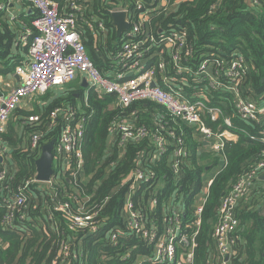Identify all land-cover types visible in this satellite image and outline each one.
<instances>
[{"label": "built area", "instance_id": "built-area-1", "mask_svg": "<svg viewBox=\"0 0 264 264\" xmlns=\"http://www.w3.org/2000/svg\"><path fill=\"white\" fill-rule=\"evenodd\" d=\"M81 1L84 6L73 3L72 12L60 14L56 2L52 0H0V12L13 3L25 2L38 13L32 22L35 34L27 42L29 59L14 69L19 83L0 96V134L26 98L41 96L51 88L76 81L80 76L87 84L86 89L115 95L119 107L127 108L144 100L163 107L176 125L193 128L202 143L197 147V153H210L224 165V146L227 142H236L237 135L232 130L231 119L222 110L225 103L220 102L218 106L209 104V100L218 99V90H224L241 120L258 123L264 117V93L258 100L243 96L242 85L248 71L242 55L234 51L223 57L216 50L197 57L185 33L177 29L159 30V35L154 36L147 29L148 24L154 16L161 15L172 6L170 0H118L116 8L109 13L112 31L116 33L112 25V15L115 13L124 14V23L128 28L117 36L118 44L109 56L112 66L119 68V71L103 76L90 61L82 40L79 21L82 20L83 8L90 0ZM89 20L84 24L95 43L98 35L103 38L108 35L105 22L97 17ZM167 26L169 28L171 24ZM192 82L198 85L188 90L186 86ZM84 106L88 108L87 102ZM79 107L61 105L49 113L47 129L58 128L59 131L53 149L56 172L48 182H44L50 188L60 175L66 173V179L75 184L83 180L80 143L86 118L81 115ZM40 121V116L27 118L31 124L39 125ZM153 121H156L153 132L136 126L134 114L130 115V119L114 120L110 125V139L106 147L109 157L112 150H117L122 158L128 145L144 143L145 147L138 152L131 170L119 185L126 187L119 209L120 226L110 230L108 238L112 244L117 243V238L128 236L142 242L146 251L137 252L129 264H194L203 205L218 169L202 175V186L194 195L192 215L188 221H184L183 196L177 192L165 198L157 211L156 187L159 178L153 166L164 157L176 185L184 171L190 168L191 154L161 116ZM41 133L32 134V150L38 148ZM171 141L172 148L168 150ZM261 141L264 144V138ZM4 151L0 150V159ZM203 162L206 165L209 160ZM116 165L117 160L110 161L108 167L111 169ZM8 176L6 169L0 172V183ZM35 177L20 187L19 192L12 196V201L3 200L8 211L3 219L5 229L12 227L16 209L26 200L23 191L28 184L37 182ZM254 188L264 191V158L253 163L221 199L205 264H231L230 259L236 256L239 243L236 207ZM140 190L142 192L136 197ZM83 206L72 212L68 202H59L53 209L64 215L70 229H85L94 233L101 222L107 221L98 218L102 206L95 203L88 210H84ZM138 248V244L133 243L127 252ZM69 250L67 245H62L51 264L64 262L70 256ZM129 256L124 255L122 260H128ZM225 256H228V261H225ZM72 258H76V255Z\"/></svg>", "mask_w": 264, "mask_h": 264}, {"label": "trees", "instance_id": "trees-1", "mask_svg": "<svg viewBox=\"0 0 264 264\" xmlns=\"http://www.w3.org/2000/svg\"><path fill=\"white\" fill-rule=\"evenodd\" d=\"M52 1L56 2L60 14L72 12L73 3L77 5L83 3L81 0ZM117 2L118 0H90L87 7L83 8L82 20L79 21L82 40L90 61L103 76H107L109 72L119 71V68L112 66L113 62L109 59L118 44V37L112 31L109 15L110 10L116 8ZM170 3L172 6L167 11L151 19L147 29L157 36L159 30L168 31L167 25L171 24L174 29L185 33L186 40L194 48L197 57L216 50L218 55L227 57L237 51L244 58L248 71L242 85L243 96L258 100L264 93V0H170ZM23 5L29 6L25 2ZM37 16V11L32 9L26 18L25 15L21 19L18 18L23 25L31 29L32 37L35 34L32 22ZM77 17L80 18L78 15ZM91 17H97L99 21L105 22L108 29V35L105 38L98 35L96 43L84 24V21L90 22ZM93 26L96 28V23L93 22ZM22 28V24L17 22L16 31ZM9 30L7 21L0 16V76L6 72H14L15 67L21 62L12 54L15 34ZM164 56L166 58V55ZM197 85L192 82L186 87L189 90ZM84 90L85 98L84 95L81 96ZM84 90L74 81L65 86L61 95H56L50 100H48L50 90L41 95L40 100L44 103L40 105L35 103V109L31 112L16 109L14 112L19 125L25 123L23 132L26 133V140L23 145V134L15 135L11 123L9 125L7 123L9 132L0 134V150L5 149L4 143L11 148L9 156L15 166L14 172L6 168L9 176L0 183V264H51L62 245L69 247L70 256L57 264H129L135 259L137 252L146 251L142 242L133 237L117 238L116 244H112L108 238L109 231L120 226L119 209L126 187L119 185L131 170L138 152L145 147L144 143L137 146L128 145L122 158L117 150H112L109 157L106 140L114 120L130 119V115L134 114L136 126L145 127L153 132L156 128V121L153 119L161 116L191 154L190 168L184 171L182 179L176 185L164 157L153 166L159 178L156 187L157 211L160 210L165 198L177 192L183 196L182 204L186 215L184 221H188L192 215L194 195L200 191L202 175L207 172L205 169L208 167L212 171L219 167V158L210 153L199 155L200 160H209L206 165L199 163L196 150L202 143L199 142L193 128L176 125L163 107L144 100L122 108L117 105L115 95L100 94L94 89ZM74 94H77L78 98ZM81 99H85L88 104V108L84 104L80 108L81 115L86 118L80 143L83 160L82 182L75 184L69 181L66 179L68 176L66 173L60 175L51 188L44 182L28 184L23 191L26 198L24 204L16 209L12 227L5 229L3 219L8 211L3 200L12 201V196L19 192L20 187L34 179L35 163L42 146L49 142L54 144L57 142L58 128L48 130L46 126L49 113L61 105L76 107V101ZM220 102L225 103L222 110L231 119L232 130L238 138L236 142L225 144L223 150L225 164L215 174L208 189L197 236L194 264H205L221 199L253 163L264 158V144L261 141L264 138V117L258 123L241 120L224 90H218V99L209 100V104L218 106ZM30 116H40V124L28 123L27 118ZM38 132H42L38 148L32 150L30 140L32 134ZM172 142L171 146L167 147L168 150L172 148ZM7 155L5 150L0 161V172L5 169L3 161ZM115 160L117 165L110 169L108 167L110 161ZM52 168L55 173L54 164ZM141 192L142 190L136 197ZM256 196L264 198L262 188H254L236 207L235 216L238 220L236 233L239 243L236 246V256L230 259L231 264H264V214ZM59 202H68L72 212H76L83 205V209L88 210L96 203L102 206L98 218L107 221L101 222L99 224L101 226L94 233L85 229H70L64 215L53 209ZM133 243H137L139 248L127 252ZM126 254H130V258L124 261L122 258ZM73 255H76V258H72Z\"/></svg>", "mask_w": 264, "mask_h": 264}, {"label": "crops", "instance_id": "crops-1", "mask_svg": "<svg viewBox=\"0 0 264 264\" xmlns=\"http://www.w3.org/2000/svg\"><path fill=\"white\" fill-rule=\"evenodd\" d=\"M28 10H29V6L26 7L25 5H23L22 2H20V3H13L11 5H8L6 7L5 11L0 12V16L4 20L7 21L8 28L11 31H13V33L15 34L14 41H13V46H12V54L18 60L21 61L19 65L23 64L27 59H29L28 47H27L28 43L27 42L32 36V31H31L30 28H28L25 25H23V23L21 21H19V19H18V18L21 19L24 15H25V18H26L28 16V14H29ZM31 12H32V8H31ZM17 22H20V24H22V27H23L22 29H19L18 31H16ZM75 82H77V84H79L80 87H81V85L83 83L82 78L80 76H78V78L76 79ZM18 83H19V79L14 74V72H10V73L6 72L2 76H0V96L2 94H6L7 92H9L12 88H14L16 85H18ZM71 83H73V82H71ZM67 85L68 84H66L65 86H67ZM58 90H61V91H58ZM82 90H84V89L82 88ZM54 93L56 95H61V93H62L61 87L56 88ZM85 93H86L85 90L81 93V96L84 95V98L86 96ZM74 96L76 98H78L77 94H74ZM40 97L41 96H37V97L35 96V97H32V98L31 97L30 98H26V100L17 108V110L21 111V112H23V111L31 112L32 110L35 109V105H34L35 103H37L38 105H40L41 103H44V102H42L40 100ZM50 99H52L51 96L49 97L48 100H50ZM76 102L77 103L75 105L81 107L82 104H85L86 100L85 99H81V100H78ZM16 118H17V115H15V112H13V114L10 117V120L8 121V125L10 123L13 125V130H14L15 135H16V133L17 134L18 133L19 134H23V138H24V141L22 140V145H23L25 143V140H26L25 139L26 133L23 132V126H25V123L22 122L19 125V120H17ZM17 121H18V124H17ZM4 132H5V134H6V132H9L7 124L5 126ZM237 138H236V141H237ZM0 146H1V143H0ZM3 146H4L5 150H6V154H8L4 158V161H3L4 162V168L6 169L8 167L9 171L14 172L15 166H14V163H13L12 159L9 156V152H10L11 148H9L6 143H4ZM205 146H206V144H205ZM197 154H198V158H199V163L200 164H204V162L202 160H200V156L199 155H201V152L199 151ZM222 166H223V163H221L220 159H219L218 171L222 168ZM206 171L210 172L211 169L206 168ZM256 199L260 201L259 204H261L262 210H263V214H264V198L256 196Z\"/></svg>", "mask_w": 264, "mask_h": 264}, {"label": "water", "instance_id": "water-1", "mask_svg": "<svg viewBox=\"0 0 264 264\" xmlns=\"http://www.w3.org/2000/svg\"><path fill=\"white\" fill-rule=\"evenodd\" d=\"M112 25L116 28V35L119 37L121 33L128 28L124 23V14L115 13L112 15ZM83 89L87 88L84 81L81 85ZM109 137L106 140V146L109 142ZM53 149L54 142H49L42 146L39 158L36 160V177L37 182H48L53 174ZM1 161V160H0ZM225 261H228V256H225Z\"/></svg>", "mask_w": 264, "mask_h": 264}, {"label": "rangeland", "instance_id": "rangeland-1", "mask_svg": "<svg viewBox=\"0 0 264 264\" xmlns=\"http://www.w3.org/2000/svg\"><path fill=\"white\" fill-rule=\"evenodd\" d=\"M30 12H31V8L29 7L28 13H30ZM169 29H170V30H171V29H174V27L171 25V26L169 27ZM64 88H65V85L61 86L62 91H64ZM55 90H56V88H51V89H50V96H51L52 98L56 96V94L54 93ZM58 91H61V90H58Z\"/></svg>", "mask_w": 264, "mask_h": 264}]
</instances>
